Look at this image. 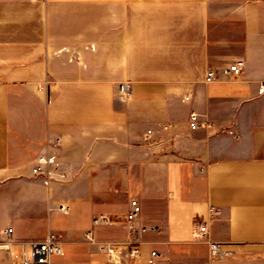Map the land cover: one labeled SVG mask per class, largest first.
<instances>
[{"label":"crops","instance_id":"0c3cea01","mask_svg":"<svg viewBox=\"0 0 264 264\" xmlns=\"http://www.w3.org/2000/svg\"><path fill=\"white\" fill-rule=\"evenodd\" d=\"M261 85L264 0H0V264L51 232L50 264H264ZM192 111L214 125L191 129ZM48 151L68 179L31 173ZM132 198L162 231L113 262L98 243L128 239Z\"/></svg>","mask_w":264,"mask_h":264},{"label":"built area","instance_id":"2783aa9c","mask_svg":"<svg viewBox=\"0 0 264 264\" xmlns=\"http://www.w3.org/2000/svg\"><path fill=\"white\" fill-rule=\"evenodd\" d=\"M244 59H236L229 63L224 69L226 75L240 76L245 68ZM216 77V71L209 69L207 71L206 80L211 81ZM131 83L128 81L120 84V95L122 98H127L130 95ZM264 92V85L259 87V93ZM186 98H189L187 96ZM189 127L191 129H197L200 127L211 128L214 125L212 120H201L199 113L192 111L188 120ZM167 128V127H164ZM157 131L154 129H147L145 136L150 139ZM230 134L238 136L234 130H229ZM58 142V141H57ZM31 173L34 176L43 177L46 181L57 179H68V173L62 166L59 155L56 152H43L39 154L34 163L31 166ZM61 210L67 212L68 207L61 205ZM214 207H211V212H214ZM142 206L138 198H132L130 201V210L126 217V226L128 229L129 237L124 244H117L112 241H105L98 243L99 249L108 257L110 261L120 262L123 254V246H127L128 255L130 259H138L141 254L140 239L143 234L146 233H159L162 231V227L155 223H146L141 220ZM114 218L109 214H99L93 218L94 225H107L112 224ZM13 232V228L9 227L5 229L4 233L8 236ZM194 236L197 239L206 240L209 245L210 257L212 260L220 259L223 256L224 251L222 244L209 239V225L207 221H197L194 227ZM86 239L91 243H97L93 231L86 232ZM13 241H8L11 245ZM29 245V249H28ZM62 246L59 237L56 233L51 232L43 240L30 241L29 244L22 243L21 252L12 250L14 257L16 258L15 264H50L53 254L61 253ZM156 250H152L153 256L157 255Z\"/></svg>","mask_w":264,"mask_h":264},{"label":"water","instance_id":"95a60500","mask_svg":"<svg viewBox=\"0 0 264 264\" xmlns=\"http://www.w3.org/2000/svg\"><path fill=\"white\" fill-rule=\"evenodd\" d=\"M4 248H8V245H2Z\"/></svg>","mask_w":264,"mask_h":264}]
</instances>
